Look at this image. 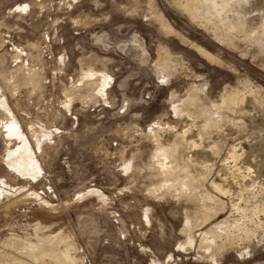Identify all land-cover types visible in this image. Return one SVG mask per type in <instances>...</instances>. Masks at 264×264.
<instances>
[{
  "label": "rangeland",
  "instance_id": "rangeland-1",
  "mask_svg": "<svg viewBox=\"0 0 264 264\" xmlns=\"http://www.w3.org/2000/svg\"><path fill=\"white\" fill-rule=\"evenodd\" d=\"M227 1L0 0V264H264V0Z\"/></svg>",
  "mask_w": 264,
  "mask_h": 264
},
{
  "label": "bare ground",
  "instance_id": "bare-ground-1",
  "mask_svg": "<svg viewBox=\"0 0 264 264\" xmlns=\"http://www.w3.org/2000/svg\"><path fill=\"white\" fill-rule=\"evenodd\" d=\"M188 2H189V4L190 5H192V6H196L197 4H199L200 6H201V8L203 7L204 9H205V15H206V18H208V17H211L212 16V18L213 19H218L220 22H222V21H224L225 20V18H227V16H226V14L229 12V10L231 9V3L230 2H228L227 0H188ZM197 10H199V9H197ZM201 12V11H200ZM203 12V11H202ZM192 13V12H191ZM195 12H193V14H194ZM202 14V13H201ZM201 14H199L198 13V15H201ZM202 16V15H201ZM210 20H212L211 18L210 19H208V21H210ZM237 20V19H236ZM228 23H230V25H231V28H233V26H234V23H233V21H228ZM229 27V26H228ZM230 28V27H229ZM234 29H235V27H234ZM134 47H135V49L137 48V46L136 45H133V46H131L128 50H127V52H130V50L131 49H134ZM126 50V49H125ZM198 51L200 52V53H202L204 56H206V57H209L210 59H215V56H213V55H211L210 53H208L206 50H204L203 48H199L198 49ZM127 55V54H126ZM128 57V56H127ZM236 93V92H235ZM235 93H233V95H232V97L230 96V100H233V101H235L236 100V98H238V97H236V95L237 94H235ZM237 93H239V92H237ZM226 97V96H225ZM192 99V98H191ZM164 128V127H163ZM183 132L184 133H186V130H183ZM211 132V131H210ZM22 133V132H21ZM13 134V133H12ZM176 135V134H175ZM179 136H181V133L179 134ZM188 137V136H187ZM191 141V140H190ZM22 142L23 143H25L24 142V140H22ZM197 142V141H196ZM201 142V141H200ZM202 144V143H201ZM163 146V145H162ZM196 147H198V144H196L195 142H194V149L196 148ZM17 149V148H16ZM176 153V152H175ZM13 154V153H12ZM230 157L233 159L232 161H236L237 160V158H238V153H237V148H236V146H233L232 147V150L230 151ZM191 160V159H190ZM237 162V161H236ZM235 162V163H236ZM38 163V162H37ZM235 163H234V165H235ZM229 164V163H228ZM240 166V165H239ZM164 168V167H163ZM183 170H186V166L184 167H181ZM181 168H179V170H181ZM249 170L251 169L250 167L248 168ZM251 173V172H250ZM191 184V183H190ZM212 185H213V187L215 188V189H217V190H219L220 191V193H224L225 195L228 193V192H230V187L227 185V184H224V183H219V182H215V181H212ZM179 187V186H178ZM184 187L185 188H189V184H184ZM164 193V192H163ZM206 196V195H205ZM214 200V198L212 197V195H207V201H213ZM209 204V203H208ZM208 204H205V207H204V209H206V210H208V212H206V210H204L203 209V211L204 212H206L207 214H209V212L211 213V207H209L208 206ZM234 207V206H233ZM236 209H237V212L238 213H242V216L243 215H246L247 213H248V210L247 209H249V208H246V207H241L240 206V204H238V203H236ZM215 210V209H214ZM247 210V211H246ZM250 212H252V215H254V216H258V213L260 212L258 209H257V207H253L252 208V210L250 211ZM203 213V212H202ZM218 213V212H217ZM204 215V214H203ZM205 216V215H204ZM209 216V215H208ZM208 216H205V217H207V218H209ZM246 216H248V215H246ZM204 217V218H205ZM243 218V217H242ZM205 220H206V218L205 219H203V221L205 222ZM208 220V219H207ZM206 220V221H207ZM202 221V222H203ZM227 221V220H226ZM226 223V222H225ZM190 224V223H189ZM200 225V224H199ZM239 225V224H238ZM191 227V226H190ZM212 227V226H211ZM216 227V226H215ZM218 227H216V228H214V229H217ZM214 229L213 228H210L209 230H208V232H207V230H206V232H207V234L208 233H213L214 232ZM220 231V230H219ZM215 232H218L217 230L215 231ZM221 232V231H220ZM220 232H219V234H220ZM225 231H223V233H224ZM230 233V232H229ZM191 234V233H190ZM204 234V233H203ZM207 234H205V235H202V237L204 236V238H202L201 239V242H200V244L201 245H204L205 244V240L208 242V239H205V236H207ZM214 234V233H213ZM212 234V235H213ZM217 234V233H216ZM215 234V235H216ZM210 235V234H209ZM214 235V236H215ZM221 235V234H220ZM189 236V235H188ZM191 237H192V235H190ZM217 236V235H216ZM220 237V236H219ZM210 238V237H209ZM212 238H214V237H212ZM189 239H190V237H189ZM192 241H193V239H191ZM212 240V239H211ZM214 240V239H213ZM227 240H228V238H227ZM191 242V241H190ZM208 243H210V241L208 242ZM214 243V242H213ZM206 245V244H205ZM203 247V246H202ZM67 250V249H66ZM64 251V253H62V254H64V257H65V259L67 260V262L68 263H70V264H76V260H75V258L72 256V254L70 253V250H67V251Z\"/></svg>",
  "mask_w": 264,
  "mask_h": 264
},
{
  "label": "flooded vegetation",
  "instance_id": "flooded-vegetation-1",
  "mask_svg": "<svg viewBox=\"0 0 264 264\" xmlns=\"http://www.w3.org/2000/svg\"><path fill=\"white\" fill-rule=\"evenodd\" d=\"M135 45L137 46V48L135 49V47H134V49H131L130 52H129L130 54H132V55H140V56H143V55L146 54V50L145 49H143L140 45H137V44H135Z\"/></svg>",
  "mask_w": 264,
  "mask_h": 264
},
{
  "label": "crops",
  "instance_id": "crops-1",
  "mask_svg": "<svg viewBox=\"0 0 264 264\" xmlns=\"http://www.w3.org/2000/svg\"><path fill=\"white\" fill-rule=\"evenodd\" d=\"M197 51H198V50H197ZM198 53H199V54H201V55H203V54H202V53H200L199 51H198ZM212 55H213V54H212ZM203 56H204V55H203ZM213 56H214V55H213ZM204 57H206V56H204ZM206 58H209V57H206Z\"/></svg>",
  "mask_w": 264,
  "mask_h": 264
}]
</instances>
